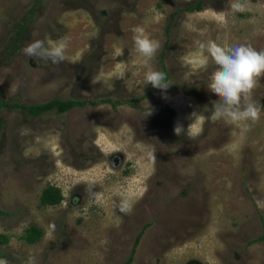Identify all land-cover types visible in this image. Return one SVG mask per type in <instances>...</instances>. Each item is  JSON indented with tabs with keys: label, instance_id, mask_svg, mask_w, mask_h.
I'll return each instance as SVG.
<instances>
[{
	"label": "rangeland",
	"instance_id": "obj_1",
	"mask_svg": "<svg viewBox=\"0 0 264 264\" xmlns=\"http://www.w3.org/2000/svg\"><path fill=\"white\" fill-rule=\"evenodd\" d=\"M198 1L200 10H184ZM135 26L160 43L150 64L166 65V91L145 85ZM63 36L59 64L21 51ZM209 41L264 50V0H0L6 264H264V76L249 130L213 119L219 98L207 88L217 66H200L208 54L197 43ZM142 95L138 107L24 108ZM50 184L64 200L42 205ZM32 225L43 232L35 243L24 238Z\"/></svg>",
	"mask_w": 264,
	"mask_h": 264
},
{
	"label": "clouds",
	"instance_id": "obj_2",
	"mask_svg": "<svg viewBox=\"0 0 264 264\" xmlns=\"http://www.w3.org/2000/svg\"><path fill=\"white\" fill-rule=\"evenodd\" d=\"M132 32L135 49L144 58L143 62L147 68L145 85L150 84L153 88L166 91L171 86L166 82V74L154 70L150 64L160 48L159 41L150 38L142 26H135ZM197 43L201 49H206L208 54L199 60L200 66L206 68L209 59L217 66L209 77L207 88L219 98L212 102V118L223 119L226 123L243 122L245 130H249L250 125L247 122L254 124L261 115V108L253 101L252 93L259 79L264 76V50L257 51L251 45L243 44L221 46L215 41H209L206 45ZM68 46V36L55 41L46 37L27 44L21 51L29 57L59 64L66 59ZM208 109L205 106V110ZM175 131L178 135L182 129L177 127ZM120 210L130 212L131 205L124 201ZM30 264H35V261L30 260Z\"/></svg>",
	"mask_w": 264,
	"mask_h": 264
},
{
	"label": "trees",
	"instance_id": "obj_3",
	"mask_svg": "<svg viewBox=\"0 0 264 264\" xmlns=\"http://www.w3.org/2000/svg\"><path fill=\"white\" fill-rule=\"evenodd\" d=\"M202 8V1H198L195 4L188 5L184 8L186 11H195L200 10ZM161 71L166 74V81L169 79V72L167 70V67L164 63L161 65ZM152 93V90H149L148 93L145 95ZM144 98V95L142 96H136V97H129L126 99H113V98H101V99H75V98H68V99H59L54 98L48 102L36 104V105H25L24 108L32 115L38 116L43 114L44 112H47L49 110L56 109L59 114H63L72 108L75 107H81L88 104H94L98 105L101 103H110L115 109L123 104H130L133 107H138V102ZM3 99H0V105L3 103ZM64 200V194L60 187L56 185H48L46 186L40 197V201L42 205H57L61 203ZM4 211L0 209V215L3 214ZM43 232L37 225H32L28 229H26L24 238L29 243H35L39 240V238L42 236ZM264 238V237H262ZM9 241V237L6 234L0 235V242L6 243ZM2 256V252L0 251V257ZM133 260V258L130 259L128 263H130ZM126 263V264H128Z\"/></svg>",
	"mask_w": 264,
	"mask_h": 264
},
{
	"label": "water",
	"instance_id": "obj_4",
	"mask_svg": "<svg viewBox=\"0 0 264 264\" xmlns=\"http://www.w3.org/2000/svg\"><path fill=\"white\" fill-rule=\"evenodd\" d=\"M8 257L6 256H2L0 257V264H6V260H7Z\"/></svg>",
	"mask_w": 264,
	"mask_h": 264
}]
</instances>
